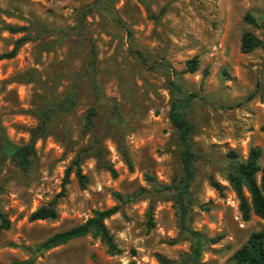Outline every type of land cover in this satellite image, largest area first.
I'll return each instance as SVG.
<instances>
[{"label": "rangeland", "instance_id": "rangeland-1", "mask_svg": "<svg viewBox=\"0 0 264 264\" xmlns=\"http://www.w3.org/2000/svg\"><path fill=\"white\" fill-rule=\"evenodd\" d=\"M96 1L0 0V53L28 38L13 58L0 60V138L20 145L35 133L36 151L22 172L0 144V214L9 222L3 228L0 219V264H162L158 256L193 264L184 263L193 238L167 188L177 185L181 167L168 118L173 77L161 63L180 72L194 95L187 119L196 171L184 226L202 238L200 264H232L234 252L264 227L253 214L242 220L224 176L231 151L242 160L258 147L264 165V0H106L108 8ZM245 32L262 43L248 53L241 51ZM193 57L197 70L183 72ZM64 99L73 100L70 110L52 108ZM90 108L94 126L84 132ZM48 109L55 112L39 132ZM95 142L115 176L88 149ZM77 158L84 185L71 173L62 192ZM53 199L55 219H29ZM112 207L104 223L114 252L91 234L40 247Z\"/></svg>", "mask_w": 264, "mask_h": 264}, {"label": "trees", "instance_id": "trees-1", "mask_svg": "<svg viewBox=\"0 0 264 264\" xmlns=\"http://www.w3.org/2000/svg\"><path fill=\"white\" fill-rule=\"evenodd\" d=\"M101 6L108 8L106 0H97ZM246 20L253 21L251 17L247 14L245 16ZM8 30L10 33L19 32L18 27L6 26L3 27ZM28 38L22 36L18 38L12 47L11 50L7 52L0 53V60L13 58L20 48L21 44L25 42ZM262 43L254 35L249 32H245L241 38V51L243 53H248L260 46ZM93 58L91 64H95V51H92ZM168 70L169 75L173 77L169 81V89L171 93V103L170 111L168 118L172 128L175 131L177 146H178V161L181 167L179 179L177 185L172 188L173 199L178 207L180 221L185 230L193 238V247L190 255L185 259L184 263L187 261L192 262L193 264H200L198 258L202 250V238L196 232L186 226L184 222L189 211V205L191 203L189 199V188L192 184L194 175H195V158L196 155L191 149V134L193 132V125L187 119V111L189 104L193 99L194 95L188 93L180 82V72H177L165 63H161ZM198 60L196 57H193L191 60L187 61V67L183 72H195L197 70ZM74 105L73 100L64 99L60 102H56L54 107L58 111L70 110ZM55 109L41 112L42 124L38 127V131L43 132L47 125L48 120H50L51 115L55 112ZM51 114V115H50ZM96 116V111L94 108L87 110L84 120H83V129L84 132L88 131L94 126V117ZM34 135L29 142L15 145L11 143L5 136H1L0 144L3 158H8L12 164L17 167L22 172H27L33 162V159L36 155L34 147ZM97 143H93L89 146L88 149H95V156L97 158V163L99 166L106 168L112 176L116 175V172L103 160L102 151ZM87 149V150H88ZM261 150L258 147H251L247 153L245 159L240 160L238 154L231 151L229 156L231 158V163L228 165L225 171V179L234 191L236 198L238 200V210L240 212L241 218L244 221H247L250 216L253 214L260 219H264V165L259 164V159L261 157ZM79 158L72 161L71 165L65 170L63 179H62V192H64L65 187L69 184V176L71 173H74L78 182L81 186L84 185L86 180L85 175L82 174L79 166ZM129 169H131L130 163L127 161ZM211 184L217 189L220 190V186L211 181ZM59 196V195H57ZM56 200L53 199L46 205L40 206L34 210L29 219L31 221L46 220V219H55L57 217V212L55 209ZM117 208L112 207L106 210H95L88 219L83 223L75 225L67 230L56 232L51 236L47 237L41 244L40 247L44 250H49L57 246L66 244L72 239L84 237L91 234L95 238H99L107 247L109 252H114L116 250V245L113 240L112 235L108 231L104 221L109 216L116 212ZM1 226L3 228H8L9 222L7 219L0 214ZM217 237L215 240H218ZM158 260L162 264H168L167 261L158 256ZM232 264H264V227L258 231L252 232L247 240L234 252L231 257ZM18 264V263H17ZM130 264H135L131 262Z\"/></svg>", "mask_w": 264, "mask_h": 264}]
</instances>
